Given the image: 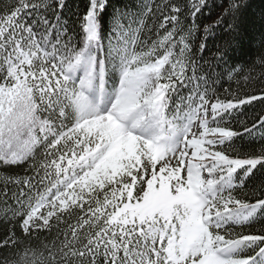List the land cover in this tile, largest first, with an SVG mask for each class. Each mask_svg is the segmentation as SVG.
Listing matches in <instances>:
<instances>
[{"label":"snow or ice","instance_id":"6c2138e0","mask_svg":"<svg viewBox=\"0 0 264 264\" xmlns=\"http://www.w3.org/2000/svg\"><path fill=\"white\" fill-rule=\"evenodd\" d=\"M246 7L0 0V264H264Z\"/></svg>","mask_w":264,"mask_h":264},{"label":"trees","instance_id":"16d2710c","mask_svg":"<svg viewBox=\"0 0 264 264\" xmlns=\"http://www.w3.org/2000/svg\"><path fill=\"white\" fill-rule=\"evenodd\" d=\"M246 17L248 20V35L243 42V47L239 50L237 56L238 58L248 59L249 56H254L256 47L258 45L259 36L261 31H264V0H246ZM72 3L83 7L85 0H72ZM204 23H210V21L205 20ZM215 41L209 40V48L214 49ZM206 57L211 56V52H205ZM225 87L227 84L224 85ZM223 93V88H220L218 94ZM261 111V106L257 103L254 108L248 109V114L252 115L259 113ZM2 227H0V234H2Z\"/></svg>","mask_w":264,"mask_h":264}]
</instances>
